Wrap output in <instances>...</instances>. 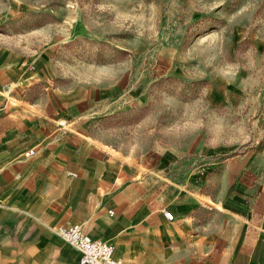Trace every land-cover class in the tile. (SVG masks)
Wrapping results in <instances>:
<instances>
[{"label":"rangeland","instance_id":"rangeland-1","mask_svg":"<svg viewBox=\"0 0 264 264\" xmlns=\"http://www.w3.org/2000/svg\"><path fill=\"white\" fill-rule=\"evenodd\" d=\"M3 48L25 74L1 114L104 107L60 127L140 164L142 182L264 146V0H0Z\"/></svg>","mask_w":264,"mask_h":264},{"label":"crops","instance_id":"crops-1","mask_svg":"<svg viewBox=\"0 0 264 264\" xmlns=\"http://www.w3.org/2000/svg\"><path fill=\"white\" fill-rule=\"evenodd\" d=\"M23 74L20 57L1 49L3 103L4 90L14 91L5 84ZM82 101H64L62 115L47 102L43 116L0 111V264H79L54 232L72 225L114 244L127 264H264V146L142 182L140 164L82 128L60 127L72 111L74 123L104 113L83 111Z\"/></svg>","mask_w":264,"mask_h":264},{"label":"built area","instance_id":"built-area-1","mask_svg":"<svg viewBox=\"0 0 264 264\" xmlns=\"http://www.w3.org/2000/svg\"><path fill=\"white\" fill-rule=\"evenodd\" d=\"M36 153V149H30L24 153V157L31 159ZM164 216L170 222L175 220V215L170 211H164ZM55 233L80 253L79 264H127L116 256L114 244L93 238L80 225L59 226L55 228Z\"/></svg>","mask_w":264,"mask_h":264},{"label":"bare ground","instance_id":"bare-ground-1","mask_svg":"<svg viewBox=\"0 0 264 264\" xmlns=\"http://www.w3.org/2000/svg\"><path fill=\"white\" fill-rule=\"evenodd\" d=\"M54 232H55V230H54ZM57 235V234H56Z\"/></svg>","mask_w":264,"mask_h":264}]
</instances>
